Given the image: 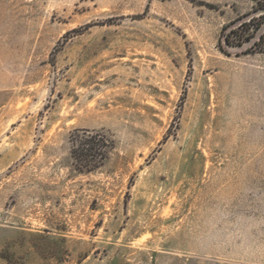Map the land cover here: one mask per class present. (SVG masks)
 I'll use <instances>...</instances> for the list:
<instances>
[{
	"label": "rangeland",
	"instance_id": "374dc122",
	"mask_svg": "<svg viewBox=\"0 0 264 264\" xmlns=\"http://www.w3.org/2000/svg\"><path fill=\"white\" fill-rule=\"evenodd\" d=\"M258 50V0H0V264H264Z\"/></svg>",
	"mask_w": 264,
	"mask_h": 264
},
{
	"label": "trees",
	"instance_id": "16d2710c",
	"mask_svg": "<svg viewBox=\"0 0 264 264\" xmlns=\"http://www.w3.org/2000/svg\"><path fill=\"white\" fill-rule=\"evenodd\" d=\"M262 1V0H258ZM264 2V1H263ZM258 25V24H257ZM231 32H234L233 30ZM252 38L249 35L235 43L231 35L226 34L223 38L227 45H241L243 41ZM262 38V36H260ZM253 44H257L255 41ZM264 52V50H258ZM71 139V157L74 162L75 169L80 172L91 171L98 168L107 158L109 149L113 147V142L105 133L99 131H90L87 129L76 130L70 136Z\"/></svg>",
	"mask_w": 264,
	"mask_h": 264
},
{
	"label": "crops",
	"instance_id": "0c3cea01",
	"mask_svg": "<svg viewBox=\"0 0 264 264\" xmlns=\"http://www.w3.org/2000/svg\"><path fill=\"white\" fill-rule=\"evenodd\" d=\"M263 78H264V75L262 76L256 72V73H253V75L250 78H246V79L250 85L254 86L256 84L258 85L263 84L262 83L264 81Z\"/></svg>",
	"mask_w": 264,
	"mask_h": 264
},
{
	"label": "water",
	"instance_id": "95a60500",
	"mask_svg": "<svg viewBox=\"0 0 264 264\" xmlns=\"http://www.w3.org/2000/svg\"><path fill=\"white\" fill-rule=\"evenodd\" d=\"M262 1H264V0H262Z\"/></svg>",
	"mask_w": 264,
	"mask_h": 264
},
{
	"label": "bare ground",
	"instance_id": "6f19581e",
	"mask_svg": "<svg viewBox=\"0 0 264 264\" xmlns=\"http://www.w3.org/2000/svg\"><path fill=\"white\" fill-rule=\"evenodd\" d=\"M214 106V105H213Z\"/></svg>",
	"mask_w": 264,
	"mask_h": 264
}]
</instances>
